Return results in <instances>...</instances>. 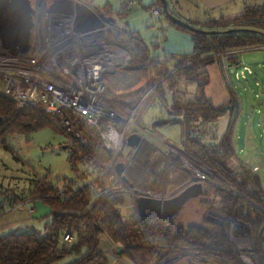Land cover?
<instances>
[{"label":"trees","instance_id":"1","mask_svg":"<svg viewBox=\"0 0 264 264\" xmlns=\"http://www.w3.org/2000/svg\"><path fill=\"white\" fill-rule=\"evenodd\" d=\"M156 4L160 5V0H156ZM168 10L178 17L170 8ZM101 11L109 14L110 4L104 3ZM125 15L118 13L116 18L123 20ZM158 17L168 26L190 36L191 52L176 60L174 56L169 57L173 73L167 74L170 67L151 54L150 47L137 30L128 29L124 24L115 25V35L107 34L105 41H112L128 52L129 67L138 69L139 76L131 86L124 88H116L105 76L104 97L110 105L124 100L128 101L125 104H132L145 93L151 79L155 83V93L163 95V84H166L172 92L167 107L171 114L168 122L181 125L183 152L202 167L215 172L235 191V194H228L214 189L204 190L199 197V205L223 217H233L248 224L255 238L256 259L261 263L259 237L264 229V187L260 176L236 158L231 139L232 121L218 142L204 143L201 140L204 127L220 117L225 108L212 105L204 95L209 77L200 66L213 61L215 53L264 44V4L244 6L243 11L234 18L190 21L189 24L199 31L174 25L163 12ZM201 31L212 33L204 34ZM186 60L189 64L185 65ZM41 64L49 76L69 81L51 62L48 54L42 56ZM181 83L195 84V91L189 99L178 96ZM162 102L165 104L164 99ZM15 105L0 94V136L7 132L23 134L52 128L65 136L62 148L69 151L66 161L74 177L55 181L42 177L33 181L27 191L9 192L6 198L8 202L21 203L26 198L35 197L50 208L51 214L41 218L45 219L42 229L29 233L0 234V264H108L104 252L97 246L101 233L118 243L122 254L132 264H150L160 253L176 251L193 254L197 261L204 258L208 264H245L228 237L226 228L206 219V215L199 224L185 227L177 225L174 220H164L151 214L144 217L138 215L136 222L122 218L120 206L124 203L123 199L110 189L113 173L108 171L101 177L97 176L111 160L110 153L101 147L97 139L80 145L76 140L71 141L70 136L60 129L56 115H46L28 106L16 108ZM210 135L213 136L212 133ZM119 159L116 163L121 161ZM160 164L161 169L158 170ZM169 170L176 180L168 181ZM123 176L126 181L120 183L122 186L127 184L134 191L147 189L154 195L166 196L174 187L186 184L193 172L185 169L173 153H163L144 142L133 152ZM165 183L172 184L168 192L160 189ZM60 190L64 191L63 195L59 193ZM95 190L101 195L95 197ZM42 232L45 235L42 236ZM64 232L72 236L68 243L61 241Z\"/></svg>","mask_w":264,"mask_h":264},{"label":"rangeland","instance_id":"2","mask_svg":"<svg viewBox=\"0 0 264 264\" xmlns=\"http://www.w3.org/2000/svg\"><path fill=\"white\" fill-rule=\"evenodd\" d=\"M31 3L33 7L37 5L39 14L41 12L43 13L45 10L41 0H39L38 3L31 0ZM47 13L48 14L45 16L46 18L52 20L57 19L54 11ZM182 13H187V11L183 10ZM115 25L122 26L121 23L116 21L115 23H108L103 27V33L101 35L87 38L83 40V42L91 41L92 43H96L98 41H103L106 45H114L115 43L112 41H105V37L107 34L114 35L116 33ZM154 33L155 31L152 28H147L142 31L144 40L146 42L152 40V35ZM71 39L76 40L75 38H70L67 39V41ZM67 41H65L64 44H66ZM152 51L156 53L155 50ZM44 53H49L51 55V50L46 49ZM115 54H117V52H115ZM117 55L119 56V54ZM239 61H241V67L234 64L240 63ZM230 62L234 67L230 65L226 68L228 80L217 58L200 66V69L207 72L209 77V82L204 88V95L210 99L212 105H222L225 108L224 113L220 117L204 127L205 132L200 138L204 143H216L226 131L229 122H235L232 133V143L236 158L241 159L249 166L254 164L257 165V174L260 176L262 186L264 187V160L260 158L264 157V49L244 50L237 55L236 59H231ZM244 66L249 67L250 72L244 70ZM241 72H243L244 75H242ZM105 76L109 78L110 82L116 88H124L131 86L138 79L139 70L129 67L128 56L126 62L116 67L113 66V69H110L109 64L105 71ZM149 82L146 91L149 90L150 93L144 99L138 114L133 118V124L129 127V132L136 133L135 124L139 122L138 120L141 115L145 124H152L153 121H156L153 120L154 115L156 116L157 113L156 109L162 107L160 99H157L154 93L155 83L152 79ZM194 87L195 84L194 86L192 85L193 89ZM1 92L2 84L0 82V94ZM233 101L237 103L240 102L242 109V112L237 117L231 114L227 109L229 105L233 104ZM120 102L125 104L123 101ZM132 104L126 105L131 106ZM15 106L18 108L17 105ZM119 108V112H124L121 107ZM145 108L146 110L143 112ZM153 126L154 130L168 137L170 142L175 145L182 139V128L178 123H173L168 126H158V124H154ZM210 133H212V137ZM65 140L64 135L57 133L52 128L23 134L7 132L0 136V190L2 192H0V201L6 203V198L10 195L9 192L27 191L33 181L42 177H46L48 180L52 181L63 178L72 179L74 175L66 161V156L69 151L62 148V145L65 144L63 143ZM173 151L175 153L174 155L178 156L183 162L184 165L182 166L193 172L192 177L196 178V172H206V180L202 181L204 186L203 192L207 189H214L228 194H235L234 189L215 172L204 169L205 167L202 168L201 165L199 166L198 163L193 162L183 153V150L172 149V152ZM108 152L112 159V153L109 150ZM133 152H135V148L130 149L126 146L123 147L121 154L116 157V159L120 157L119 160H121L120 163H122V167H126L131 162ZM160 167L161 165H159V168ZM108 171L111 172L109 168ZM169 172L168 181L176 180L172 171L169 170ZM122 177L124 176L122 175ZM122 177L121 181L123 180ZM114 180H112L110 189L114 194H120L123 199L124 203L120 206L122 218L130 222H136L139 217L135 206L136 197L146 194L158 196V194L154 195V193H150L147 189L145 191H134L127 184L122 186L119 181L114 182ZM188 183L189 182H187V184ZM171 187V183H165L160 189L164 188L165 191L168 192ZM176 190L178 189L174 187L168 194H174ZM168 194L166 196H168ZM98 195L101 194L99 191L95 190L94 196L96 197ZM160 197L165 196L160 195ZM35 199L37 198H26L15 209L0 212V234L29 233L34 229H42L45 219H33L31 217L30 209ZM198 200L199 197L188 201L184 205L180 215L174 219L175 223L184 227L192 224H199L203 216L206 215V219L220 223L226 228L227 235L236 246L239 254L245 253L244 255L248 259H256L255 238L251 232L250 226L234 218H226L214 211H208L199 205ZM16 204H18V202ZM97 246L104 252L108 264H132L130 259L122 254L121 246L111 241L105 233L98 235ZM187 257H190V261L192 262H200V260L197 261V258H195L193 254L190 255L188 252L176 251L175 253L168 254L160 253V256L154 258L150 264H187Z\"/></svg>","mask_w":264,"mask_h":264},{"label":"built area","instance_id":"3","mask_svg":"<svg viewBox=\"0 0 264 264\" xmlns=\"http://www.w3.org/2000/svg\"><path fill=\"white\" fill-rule=\"evenodd\" d=\"M124 3L131 6L133 1L124 0ZM34 8L32 48L22 55L0 54L1 94L12 100L18 108L28 106L46 115H56L60 129L70 136L71 141L76 140L80 145H87L96 138L104 150L112 153L110 163L98 172L97 176H103L109 168L113 173V180L115 177L114 182L121 183L125 167H122V172L117 173L116 157L126 146V138L131 133L129 127L150 91H146L131 106L120 101L108 104L104 97L105 71L109 64L110 69H113V66L126 62L128 53L116 44L106 45L103 41L92 43L83 40L101 35L103 27L110 22L105 23L102 28L78 33L72 30L71 19L65 15L56 13L57 19L52 20L40 16L42 12L39 14L37 5ZM150 13L152 18L157 17L161 13L160 6L152 7ZM70 38L76 40L67 41ZM256 48H264V44ZM46 49L51 50V55L44 53ZM242 51L244 49H233L215 54L221 61L227 80L226 60L236 59V55ZM44 54H48L51 62L68 77L69 81L56 79L47 74L41 64ZM184 64H189V61L186 60ZM234 64L238 67L242 65L241 62ZM243 69L250 72L247 66ZM241 74L244 75L243 72ZM164 87L167 89L166 84ZM119 107L124 112H119ZM205 177V171L196 172V178L191 179L188 184L206 180ZM63 192L60 190L59 193ZM20 204L0 201V210H13ZM41 235H45V232ZM60 238L63 243H68L72 236L64 232ZM259 244L261 263L256 259H248L245 253H240V259L245 264H264V229L259 237Z\"/></svg>","mask_w":264,"mask_h":264},{"label":"crops","instance_id":"4","mask_svg":"<svg viewBox=\"0 0 264 264\" xmlns=\"http://www.w3.org/2000/svg\"><path fill=\"white\" fill-rule=\"evenodd\" d=\"M131 1H133V4L131 6H126L124 3V0H93V3L97 5L98 7H100V9L104 3H109L111 7V11L109 14L107 13L106 15L112 16L116 22L124 24L125 27H127L128 29L137 30L142 37H143L142 31L146 30L147 28H152L155 31V33L152 35L153 39L150 40L149 42H146V41L145 42L150 47L151 54L156 55L159 61L166 62V65L170 67L169 68L170 71H168L167 74L173 73L172 63L169 57L174 56V60H176L182 55L189 54L192 49V42H191L190 36L187 33H184L174 27L168 26L167 22H165L162 19H159L158 16H160V14L162 13V8H161V3L160 5L156 4V0H131ZM166 1L168 4V9L170 8L172 12H174L176 15H178L180 19L186 22L205 21L209 19H217L220 17L234 18L243 11L244 6L264 4V0H166ZM148 6H152V7L160 6L161 13L157 17L152 18L151 13H150V10L152 7L148 9L147 8ZM183 10L187 11V13L183 14L182 13ZM118 13H126L123 20H118L116 18V15ZM58 14H61V13L58 12ZM148 16H149V19H148ZM261 45L263 44H260L258 46H261ZM258 46L247 47L244 50L247 51V50H252V49H264V48H256ZM152 50H155L156 53L153 52ZM215 54H213L212 57L214 59L217 58L219 62H221L220 59ZM230 61H231L230 59L226 60V64L228 67L231 65ZM192 85L193 84L184 85L181 83L178 87V91H179L178 96H181L184 100L189 99V97H191L195 91V87L193 89ZM171 95H172V92L166 89L165 87H164L163 95L160 93H155V96L157 97V99H160V103L162 104V107H159L156 109L157 113H156V116L154 115V119H153L156 121L152 120L153 121L152 124H149V123L145 124L142 120V115H141L138 120L139 122H136L135 124V129H136L135 132L140 136V139H141L140 145L144 142H147L153 145L157 150L163 153L171 152L175 154L174 151L172 152V149L183 150L181 146L182 139L177 145H175L174 143L170 142L168 137L162 134H159L156 130H154V126H153L154 124H158V126H161V125L168 126V125H172L173 123H177V122H172V123L168 122L171 114L168 112L167 107L168 105H170ZM162 99L165 100V104L162 102ZM238 105H239V108H238L236 117L242 112L240 102L238 103ZM145 110L146 108L143 110V112ZM229 112L232 114V111H229ZM234 124L235 122L233 123V127H234ZM181 134H182V129H181ZM232 146H233V143H232ZM126 147L128 146L126 145ZM168 147H170L171 149ZM162 148H167V149H162ZM260 158L264 160V157H260ZM182 165H184L183 162H182ZM249 167L254 172L257 173V170H258L257 165L254 164ZM160 168L158 166L157 169L160 170ZM181 187H178L176 189H180ZM176 192L177 190L174 193ZM172 194H168V195H172Z\"/></svg>","mask_w":264,"mask_h":264},{"label":"water","instance_id":"5","mask_svg":"<svg viewBox=\"0 0 264 264\" xmlns=\"http://www.w3.org/2000/svg\"><path fill=\"white\" fill-rule=\"evenodd\" d=\"M160 3L162 12L174 25L190 31H199L189 24V22L183 21L169 12L166 0H160ZM48 10L68 16L71 19L72 30L78 33L102 28L108 22L115 23L114 18L101 11L100 7L93 3V0H54L48 6ZM34 11L35 8L32 6L31 0H0L1 55H22L32 48ZM234 30L239 31L240 29ZM229 31L231 30H226L225 32ZM201 32L204 34L212 33L211 31ZM227 109L232 111V114L236 116L238 103L233 101V104L229 105ZM1 120L2 117L0 116V122ZM140 143L141 139L137 133H130L126 138V145L130 148L138 149ZM115 168L119 174L122 169V163H116ZM122 179L126 181L125 177H122ZM203 189V182L197 181L185 184L176 193L167 197L150 194L139 195L135 199V206L138 215L141 217L151 214L160 216L164 220H172L180 215L184 205L188 201L200 196L203 193ZM30 211L33 219H41L51 214L50 208L39 199L33 200ZM186 261L187 264H208L205 259H202L200 262H192L190 261V257H187Z\"/></svg>","mask_w":264,"mask_h":264},{"label":"flooded vegetation","instance_id":"6","mask_svg":"<svg viewBox=\"0 0 264 264\" xmlns=\"http://www.w3.org/2000/svg\"><path fill=\"white\" fill-rule=\"evenodd\" d=\"M36 3H38L39 2V0H34ZM42 1V3H43V6L45 7L44 9V11H43V13L41 14V16L42 17H45L48 13L47 12H52V11H49L48 10V6L50 5V3L52 2V1H54V0H41ZM54 13H56V12H54ZM69 20H70V18L68 17V16H66ZM63 19V18H62Z\"/></svg>","mask_w":264,"mask_h":264},{"label":"bare ground","instance_id":"7","mask_svg":"<svg viewBox=\"0 0 264 264\" xmlns=\"http://www.w3.org/2000/svg\"><path fill=\"white\" fill-rule=\"evenodd\" d=\"M194 165V164H193Z\"/></svg>","mask_w":264,"mask_h":264}]
</instances>
